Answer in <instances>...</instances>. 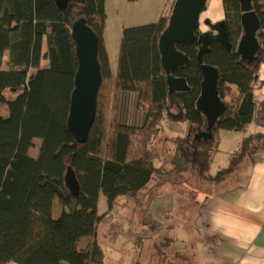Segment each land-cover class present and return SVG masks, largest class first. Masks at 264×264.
<instances>
[{
  "label": "trees",
  "instance_id": "1",
  "mask_svg": "<svg viewBox=\"0 0 264 264\" xmlns=\"http://www.w3.org/2000/svg\"><path fill=\"white\" fill-rule=\"evenodd\" d=\"M174 2L157 22L124 28L114 73L104 39L105 0H71L65 10L55 0H0V264H106L98 241V226L106 216L98 212L99 198L106 197L110 210L120 198L136 199L143 193L158 170L152 145L166 119L186 122L192 130V164L202 179H226L263 137L245 136L237 158L215 175L209 173L221 130L246 132L257 119L254 91L262 85L258 70L264 63V0H253L261 20V48L253 63L237 52L243 34L241 3L223 1L233 47L213 42L203 61L220 71L218 90L227 110L208 140L195 138L193 132L208 127L197 108L203 81L199 44H177L190 62L172 75L185 78L188 90L170 93L162 64L159 40ZM80 18L99 38L102 72L96 119L85 143L76 140L67 124L78 69L72 27ZM127 92L145 108L142 125L120 120ZM4 108L8 116L2 114ZM35 139L42 140L38 157L29 153ZM69 167L79 182L77 197L66 184ZM57 204L62 207L58 217Z\"/></svg>",
  "mask_w": 264,
  "mask_h": 264
},
{
  "label": "crops",
  "instance_id": "2",
  "mask_svg": "<svg viewBox=\"0 0 264 264\" xmlns=\"http://www.w3.org/2000/svg\"><path fill=\"white\" fill-rule=\"evenodd\" d=\"M171 1L105 0L104 39L114 73L118 69L124 28L157 22L168 13ZM223 1L208 0L207 10L201 14L200 28L203 23L206 25L202 31L209 30L206 20H224ZM8 61L9 51L4 55V68H8ZM258 79L262 85L254 91L256 121L246 132L221 130L209 173L215 175L231 163L241 151L245 136L263 137L254 141L251 153L241 159L226 179L198 177L192 164V130L186 122L166 119L163 131L152 145L158 170L143 193L136 199L120 198L110 210L101 194L98 212L106 215L102 221L116 211L117 205L132 200L145 206L146 216L145 220L114 221L109 229L112 244L108 251L103 249L106 264H131L134 255L140 258L139 264H264V63L259 66ZM131 99L137 102L134 93H124L121 107ZM135 108L143 109L136 103ZM144 120L145 111L139 121L132 123L142 125ZM193 132L197 134L199 130ZM148 223L154 226L151 233ZM121 234L139 237L141 242L127 240L122 245Z\"/></svg>",
  "mask_w": 264,
  "mask_h": 264
},
{
  "label": "water",
  "instance_id": "3",
  "mask_svg": "<svg viewBox=\"0 0 264 264\" xmlns=\"http://www.w3.org/2000/svg\"><path fill=\"white\" fill-rule=\"evenodd\" d=\"M55 1L61 10H65L71 0ZM239 1L243 10L241 16L243 34L239 40L237 52L242 56V59L255 62L258 60L261 48L258 37L261 20L253 9V0ZM207 3L208 0H175L168 26L159 40L162 64L167 74L170 93L189 89L185 78L172 75L173 69L190 62L189 57L177 48V44L198 43L200 46L197 58L202 70L203 81L197 108L206 116L208 127L206 131H199L195 138L204 140L212 138V129L217 120L225 114L227 105L219 95L220 71L214 66L205 64L203 56L209 51L213 42H219L229 50L233 47L226 20L217 23L206 20L211 31L198 32L201 25V14L207 10ZM72 34L76 43L78 69L67 124L76 140L79 143H85L96 119L98 93L102 85L99 38L93 29L87 25L85 18H80L74 22ZM66 184L75 197L79 196V182L71 167L66 173Z\"/></svg>",
  "mask_w": 264,
  "mask_h": 264
},
{
  "label": "rangeland",
  "instance_id": "4",
  "mask_svg": "<svg viewBox=\"0 0 264 264\" xmlns=\"http://www.w3.org/2000/svg\"><path fill=\"white\" fill-rule=\"evenodd\" d=\"M202 29L203 30L206 29V25L204 23L202 24ZM202 29L200 28V31H202ZM48 63H49L48 60H43L42 65L47 66ZM33 71H34V69L31 70V72H33ZM10 97L13 98L14 95L10 94ZM135 103H136L135 99L126 100L125 104L123 103L121 110H120V120L121 121H123L125 123H130V122L132 123L133 120L137 119L139 121V118L143 117V113L145 110L142 108H135ZM2 114L4 116H8V109L4 108L2 110ZM41 145H42V140L41 139H35L34 145L29 151L30 155L33 157H38ZM235 158H237V156H235L234 159ZM124 199H126V198H124ZM129 202H125L124 205H120V204L117 205L116 211L113 210L112 215H110L109 217H106V219L101 221V223L98 227V241L103 246V249L106 251H108L109 245L112 244V242L109 239V229L115 220L121 219V218H123V219H134V220H140V219L145 220V218H146L145 211H144L145 206L142 207L141 204H139L140 202H137L136 200H132ZM168 210L169 209H167L166 211H168ZM61 211H62V207L57 204L56 209H55V216L58 217L60 215ZM148 224H149L148 225L149 233H151L154 226H152L150 223H148ZM120 236H121V238H119V239H121V240L119 241V243H122V245H124V243L127 242V240H129V242L131 241L132 243L141 242V239L139 237H129V236L125 237L122 234ZM86 243H87L86 240H84L81 243V247L82 246L84 247L86 245ZM139 261H140V258H138V255H134L132 257L131 264H139Z\"/></svg>",
  "mask_w": 264,
  "mask_h": 264
},
{
  "label": "flooded vegetation",
  "instance_id": "5",
  "mask_svg": "<svg viewBox=\"0 0 264 264\" xmlns=\"http://www.w3.org/2000/svg\"><path fill=\"white\" fill-rule=\"evenodd\" d=\"M224 20H225V16H224ZM209 27V30L208 31H211V27L210 26H208ZM208 31H200V29H199V33H202V32H208ZM211 46V45H210ZM246 61V60H245ZM247 63H253V62H248V61H246Z\"/></svg>",
  "mask_w": 264,
  "mask_h": 264
}]
</instances>
